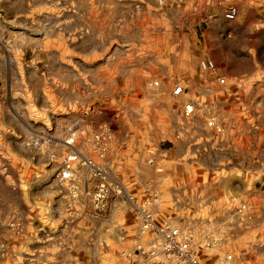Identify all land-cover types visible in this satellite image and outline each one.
Here are the masks:
<instances>
[{
    "label": "rangeland",
    "instance_id": "rangeland-1",
    "mask_svg": "<svg viewBox=\"0 0 264 264\" xmlns=\"http://www.w3.org/2000/svg\"><path fill=\"white\" fill-rule=\"evenodd\" d=\"M15 1L0 5V264H264V168L225 164L228 116L209 97L210 74L187 83L174 34H132L135 8L116 0ZM118 11L126 34H100ZM227 42L208 34L197 62L224 65ZM178 82L189 93L177 98ZM210 114L222 133L206 125ZM82 158L103 171L102 209L92 198L100 178ZM140 205L190 235L193 263L148 256L156 239L140 233Z\"/></svg>",
    "mask_w": 264,
    "mask_h": 264
},
{
    "label": "crops",
    "instance_id": "crops-1",
    "mask_svg": "<svg viewBox=\"0 0 264 264\" xmlns=\"http://www.w3.org/2000/svg\"><path fill=\"white\" fill-rule=\"evenodd\" d=\"M16 3L15 0H0V5ZM38 1V0H37ZM62 0H45V5L59 7ZM216 0H168L163 9L158 10L154 0H116L117 6L130 4L132 11V34H174L181 58L176 64L188 65L184 76L187 83L193 73L200 72L195 54L200 46L206 44L208 34L219 45L228 40L229 57L225 64L211 74L212 81L205 83L209 97L219 103L228 116L225 132L230 139L227 147L233 151L227 166L264 168V0H225L234 2L238 14L234 20L222 15V8L215 5ZM113 3V2H110ZM109 2L102 6L108 7ZM19 6H29V0H22ZM148 13L141 20L142 9ZM154 16H151V12ZM143 15V14H142ZM102 21L100 34H126L123 11H118L116 20ZM103 19V18H102ZM59 26V14L56 18ZM228 22V23H226ZM115 29V30H113ZM238 30L240 34L238 39ZM141 32V33H140ZM205 57L200 54L198 58ZM235 67V70L231 67ZM217 75H224L226 84L218 85ZM192 83V82H191ZM196 85L200 86L199 82ZM200 98V96H199ZM222 133V132H221ZM9 136V135H8ZM2 147V143L0 141ZM13 149L12 140L4 142V148Z\"/></svg>",
    "mask_w": 264,
    "mask_h": 264
},
{
    "label": "built area",
    "instance_id": "built-area-1",
    "mask_svg": "<svg viewBox=\"0 0 264 264\" xmlns=\"http://www.w3.org/2000/svg\"><path fill=\"white\" fill-rule=\"evenodd\" d=\"M168 0H154L155 6L161 11L166 5ZM194 5H197V0H192ZM215 5L218 8H222V15L227 20H234L238 14L237 5L234 2H226L225 0H216ZM198 68L200 72L207 74H214L217 70L215 61L209 57L198 58ZM215 81L218 85L223 86L226 84V78L224 75H217ZM154 85H158V81H154ZM187 87L184 83L178 82L171 88V95L174 97H181L188 94ZM182 111L185 115H192L196 110L195 101L191 98L183 100ZM206 125L216 133L223 132V126L218 120L215 114H210L206 118ZM109 135L108 130L103 129L99 134H95L97 146L94 148L101 155L105 152L103 144L100 138ZM77 159V154H70L66 161V168L62 171V177L66 178L70 176V164ZM81 163L88 165L93 170V173L97 175L100 180L93 192V206L96 209H102L104 206L105 198L108 194V185L105 181L103 171L97 167L92 160L82 158ZM138 217L140 221V233L147 234L151 232L156 239L155 245L150 248L147 253L148 256L154 257L162 255L166 260H180L189 263H193L195 259V248L191 245L190 235L187 237L181 236L179 230L170 223L158 224L155 222L152 212L144 205L137 206Z\"/></svg>",
    "mask_w": 264,
    "mask_h": 264
}]
</instances>
